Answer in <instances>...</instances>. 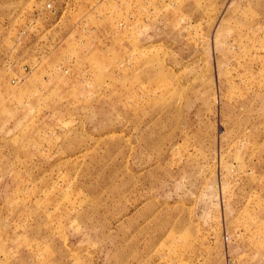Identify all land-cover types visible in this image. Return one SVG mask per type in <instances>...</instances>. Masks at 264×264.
I'll use <instances>...</instances> for the list:
<instances>
[{
  "label": "rangeland",
  "instance_id": "obj_1",
  "mask_svg": "<svg viewBox=\"0 0 264 264\" xmlns=\"http://www.w3.org/2000/svg\"><path fill=\"white\" fill-rule=\"evenodd\" d=\"M0 264H264V0H0Z\"/></svg>",
  "mask_w": 264,
  "mask_h": 264
}]
</instances>
